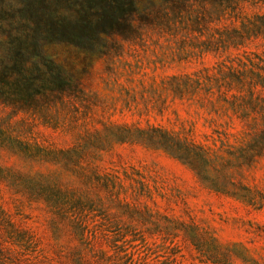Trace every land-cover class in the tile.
Instances as JSON below:
<instances>
[{"label": "rangeland", "instance_id": "1", "mask_svg": "<svg viewBox=\"0 0 264 264\" xmlns=\"http://www.w3.org/2000/svg\"><path fill=\"white\" fill-rule=\"evenodd\" d=\"M135 1L128 39L107 37L94 54L46 49L77 88L30 105L0 103V264H74L78 252L99 264H214V256L264 264V150L247 146L222 94L237 56L264 57V37L237 47L221 40L231 28L243 35L264 2ZM81 3L0 0V37L10 44L42 16L71 15ZM8 49L0 44V58ZM185 74L200 78L198 90L178 91L173 77ZM152 129L191 140L211 160L191 167L149 146L148 135H159ZM93 170L116 176L132 204L87 182ZM80 197L91 202L75 204ZM20 231L29 244L16 239ZM10 245L17 250L1 249ZM99 249L118 256L104 260Z\"/></svg>", "mask_w": 264, "mask_h": 264}, {"label": "trees", "instance_id": "2", "mask_svg": "<svg viewBox=\"0 0 264 264\" xmlns=\"http://www.w3.org/2000/svg\"><path fill=\"white\" fill-rule=\"evenodd\" d=\"M172 2L173 0H167ZM180 5L192 6L191 1L195 0H176ZM215 0L214 2H217ZM226 1V0H220ZM264 2V0H256ZM83 4H78V8L72 10L71 15L63 16L53 14L51 16H42L35 21V25L29 33L11 38L10 45L14 46V50L8 49V54L0 58V103H10L15 105H30L34 103L37 97H48L49 95H59L68 90L72 91L77 88L76 79L68 74L63 66L54 60L41 58L39 63H34L30 69L25 70L24 61L32 55L38 54V41L55 42L88 54H94L98 51L95 47H104L107 37L118 35L123 39H128L130 29L126 21L131 13L136 9L135 0H82ZM191 13L195 9L188 10ZM197 19V18H196ZM197 22V20H196ZM230 32H225L221 40L229 42L234 47L243 45L244 40L251 36L264 37V15L257 17V22L252 26L243 28L244 34H240L231 28ZM31 31V32H30ZM264 56V52H263ZM236 67L230 65L228 74L231 77L226 81L224 94L226 102L231 108L237 112L239 121L242 122V133L248 135L251 141L247 146L253 147V150H264V57L254 53H243L236 57ZM175 80H181L176 88L183 93L187 89L192 88L198 90L201 80L199 77L192 78L185 74L182 77H173ZM230 90L236 93L230 94ZM136 132L145 133L143 130L136 128ZM154 133L159 135H148L145 141L149 146L161 149L169 156L187 164L191 167L196 165V159L207 162L211 160L206 149L196 146L194 142L186 138L181 139L178 136L161 129H152ZM134 134H127L124 137L134 139ZM125 139V138H123ZM198 149L199 151H197ZM63 153V152H62ZM66 154H70L68 151ZM247 155V154H245ZM99 171L93 170L85 180L91 181L103 187L104 191L113 195L117 201L129 206L132 204L127 196H120L117 189L118 182L116 176L107 173L100 176ZM97 196V200L100 199ZM75 204L89 203L88 197L78 198ZM96 200V201H97ZM88 223L79 226L80 235L83 234L84 228L88 227ZM21 234L16 238L24 244H29V236L26 231H20ZM17 236V235H16ZM193 241L198 245V236L195 232L191 236ZM15 239H12V241ZM17 245L4 246L1 249L9 252H15ZM103 259L110 261L111 257L118 256L117 251L102 250ZM116 253V254H113ZM214 264H223L220 260H215ZM135 264L136 258L133 259ZM120 258L118 263L121 264ZM216 261V262H215ZM35 262H42L35 259ZM131 262V261H130ZM99 264L95 260L88 259L83 252H78L74 260V264ZM125 264V263H122ZM137 264V263H136ZM229 264V262H225Z\"/></svg>", "mask_w": 264, "mask_h": 264}, {"label": "clouds", "instance_id": "3", "mask_svg": "<svg viewBox=\"0 0 264 264\" xmlns=\"http://www.w3.org/2000/svg\"><path fill=\"white\" fill-rule=\"evenodd\" d=\"M134 12V11H133ZM133 12L131 13V16L128 18L126 21L127 25L129 26L130 29H134V24H133ZM0 44L4 46V48H10L11 45L8 42V39L5 37H0ZM55 44V42H46L44 40H39L38 41V54L37 55H32L29 58H27L24 61V68L25 70L30 69L31 66L34 63H39L41 58L47 59L46 58V49L49 48L51 45Z\"/></svg>", "mask_w": 264, "mask_h": 264}]
</instances>
